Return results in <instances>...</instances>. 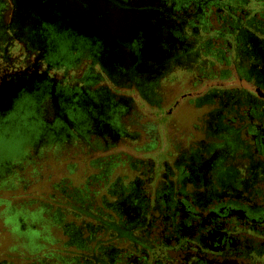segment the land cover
I'll use <instances>...</instances> for the list:
<instances>
[{
    "label": "flooded vegetation",
    "instance_id": "flooded-vegetation-1",
    "mask_svg": "<svg viewBox=\"0 0 264 264\" xmlns=\"http://www.w3.org/2000/svg\"><path fill=\"white\" fill-rule=\"evenodd\" d=\"M0 264H264V0H0Z\"/></svg>",
    "mask_w": 264,
    "mask_h": 264
},
{
    "label": "rangeland",
    "instance_id": "rangeland-1",
    "mask_svg": "<svg viewBox=\"0 0 264 264\" xmlns=\"http://www.w3.org/2000/svg\"><path fill=\"white\" fill-rule=\"evenodd\" d=\"M28 116H29V114L25 115V117L22 120V122L24 121L25 123H28L29 122ZM26 139L29 140L30 138L29 137H24L22 140L25 141ZM21 154L22 153H17L18 156H21ZM48 164H50L49 165V168H47V165ZM63 164H62L61 158L58 157L55 161L50 160L49 163H46L45 162V163H42L41 166H39V168H38V177H39L38 184H39V189L38 190L40 192L41 191H43V192L46 191L47 187L49 186V182L50 181L44 180L48 176H51V178L54 181L55 180H59L60 178H62L64 176L65 168H64V165ZM27 171H29V170H27ZM25 176H26L25 178H27V179H26V182H24V183H26L27 187H30V182H31V180H30V178H31L30 177V174L27 173ZM40 177H42V180L40 179ZM71 177L73 178V182H76L77 179H78V177L75 174H73ZM45 182H47L48 184L45 183ZM27 220L30 221V218H28ZM31 232L34 234V236L36 238H38L40 235H42V233L41 232L39 233V231H31ZM45 233H47V232H45ZM44 239L45 240H48L49 238L48 237H45Z\"/></svg>",
    "mask_w": 264,
    "mask_h": 264
},
{
    "label": "water",
    "instance_id": "water-1",
    "mask_svg": "<svg viewBox=\"0 0 264 264\" xmlns=\"http://www.w3.org/2000/svg\"><path fill=\"white\" fill-rule=\"evenodd\" d=\"M59 1H66L67 2V0H59ZM54 3H57L56 1H54ZM69 3V2H68ZM71 6V5H70ZM73 7V6H72ZM71 11H73V8H71ZM75 14V13H74ZM75 17V16H74ZM77 19H75V18H72V21H76ZM71 24V23H70ZM74 26V25H73ZM72 27V26H71ZM24 72V71H23ZM22 72V77L24 76V77H27L28 75H29V71L26 69V71L23 73ZM16 76V75H15ZM20 76H18L17 75V79H20L19 78ZM16 80V79H15ZM24 80H26V78L24 79ZM3 81H5V82H9V81H13L14 82V79H12V78H10V79H6V80H3ZM17 81V80H16ZM11 83V82H10ZM23 83V84H22ZM25 89V91H27L28 92V89H30L29 88V82H28V80H26V82H22L21 81V83H17V85L16 86H14V88H13V90L12 91H10V94H8V92H7V95H6V97H7V99H8V101L6 102V103H8V105H7V107H5V108H7L6 110H8V109H10L8 106H11V104L13 103V101H14V99H15V97H16V95H18V93H19V91H21V90H24Z\"/></svg>",
    "mask_w": 264,
    "mask_h": 264
},
{
    "label": "trees",
    "instance_id": "trees-1",
    "mask_svg": "<svg viewBox=\"0 0 264 264\" xmlns=\"http://www.w3.org/2000/svg\"><path fill=\"white\" fill-rule=\"evenodd\" d=\"M64 183L65 182L63 180H59L58 182H56L55 186L61 189L64 186Z\"/></svg>",
    "mask_w": 264,
    "mask_h": 264
}]
</instances>
